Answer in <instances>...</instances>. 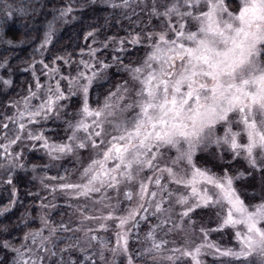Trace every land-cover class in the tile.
<instances>
[{"label": "snow or ice", "instance_id": "1", "mask_svg": "<svg viewBox=\"0 0 264 264\" xmlns=\"http://www.w3.org/2000/svg\"><path fill=\"white\" fill-rule=\"evenodd\" d=\"M108 7L134 22L124 38L100 42L112 47V63L97 60L91 46L87 60L83 49L79 61L45 57L42 83L33 60L35 85L0 102V183L11 189L0 216L16 206L26 147L44 153L48 171L64 161L79 173L78 182L68 181L67 169L46 178L58 184L41 180L76 201L77 227L41 215L40 226L15 241L4 225L0 264H208V256L211 264H264V0H109ZM3 8L5 18L29 14ZM74 11L75 0L54 9L34 51H51L57 24L75 19ZM96 35L84 39L95 44ZM129 46L142 55L125 63ZM112 67L125 78L93 101ZM0 69L10 70L7 58ZM12 85L0 76V96ZM48 122L63 135L45 132ZM202 153L222 161L228 154L241 167L214 173L200 166ZM257 177L260 195L249 196L245 187L255 188ZM20 223L22 230L35 221Z\"/></svg>", "mask_w": 264, "mask_h": 264}, {"label": "trees", "instance_id": "2", "mask_svg": "<svg viewBox=\"0 0 264 264\" xmlns=\"http://www.w3.org/2000/svg\"><path fill=\"white\" fill-rule=\"evenodd\" d=\"M40 1V3L34 4V7L41 5V9L37 13L32 14L31 12L30 15L14 17L8 20L4 26L2 37L5 41L11 40L14 47L2 43L0 46V60L8 59L10 70L3 71V74L4 77L8 75V78L13 81V85L7 90V96H0V102L6 103L9 99L15 100L25 92L30 80L29 74L25 70L36 54L34 49H36L37 42L40 39L43 25L51 17L54 9H59L69 3V0ZM22 2H25V0ZM75 7L76 11L73 13L75 19L59 26L54 38V44L49 45L51 51L46 52V60L50 61L53 55L67 56L71 54L76 56L77 52L84 47L86 32L99 29L106 22L105 10L94 6L92 0H75ZM120 78L122 76L116 74L110 80L96 84L91 96L95 99L99 96L102 100L103 94L112 88L114 82ZM44 130L45 132L62 131L52 122H48ZM27 157L30 158L29 162L32 164L41 165L44 163V157L34 151L29 152ZM17 172L15 187L18 190V200L16 206L12 208L10 213L0 216V227L7 225L11 230L10 238L15 241H18L29 228L36 225V223H31L28 227L19 230L21 229V217L25 221H33L29 220V218L31 216L36 218L38 211L37 206H35L37 199L36 196H33L35 189L31 173L29 171L23 172L21 169L17 170ZM10 192L6 186L0 187V207L8 204ZM29 193L33 195H29ZM51 220L53 221V218ZM0 259H4L3 251H0Z\"/></svg>", "mask_w": 264, "mask_h": 264}, {"label": "rangeland", "instance_id": "3", "mask_svg": "<svg viewBox=\"0 0 264 264\" xmlns=\"http://www.w3.org/2000/svg\"><path fill=\"white\" fill-rule=\"evenodd\" d=\"M22 1L21 0L20 1H18V0H0V46L2 45V43H5V40L3 39L2 34L4 31V26H5L6 22L8 20L14 18V17L24 16V15H20L18 13H14L13 15L5 18V11L3 8L5 2L11 4L13 7V10L15 8H19V7L23 6L25 9L28 10V12H29L28 15H30L31 12H32V14L37 13L38 10L41 9V5L36 6L37 8L39 7L38 9L36 7H34V4H38L41 2L40 0H25V2H22ZM92 2H93L94 6L101 7L105 10V13H106L105 14V16H106L105 21L106 22L103 24V26L101 28L96 29L97 35H96L95 39H96L97 43L94 44L92 39L85 40L84 47H83V52H84L83 58L85 60H87L89 58L88 57V51H89V46H91V47H94L97 49V52H98L97 60H103L105 63H112V56L114 55L112 47L105 49L101 46L100 42L105 41L107 38H124L126 36V33L131 30L132 26H134V22L128 20L120 9L114 10L111 7H108L109 0H92ZM28 7H30V8H28ZM33 8H35L34 12L32 11ZM52 17H53V13H52L51 17L45 21L43 28H42V33H41L39 41L37 42L36 48L38 47L40 40L43 38L45 26H46L47 22L50 21L52 19ZM72 20H73V18H72V16H70L68 18L67 22H64V21L59 22L57 24V30H58L60 25H64L66 23H69ZM136 23H138V21H136ZM6 45H8V44L6 43ZM127 52L130 55L124 56L125 63H127V61L129 59H135L138 55H142V53H138L131 46H129L127 48ZM121 55H124V54L121 53ZM45 57H46V53L41 55L39 52H36L34 59H33L36 61V63L34 64V69H35L36 75L40 77L42 83L45 82L46 78L41 75L42 65L39 63V61L41 59H45ZM72 58L74 61H79V59H81V50L77 52L76 56H72ZM33 60L26 67L25 71L29 74L30 80H29V83L25 89V92L21 96L27 94V89L29 88L30 85H32V86L35 85V79L33 77V67H30V65H33ZM0 62H3V61L0 60ZM45 62L48 63L49 60L45 59ZM3 71H5V70L0 69V76H4ZM8 73H9V75H11L10 72H8ZM116 74L121 75L122 78L115 81L114 84L122 82V80L125 78V74L117 72V69L115 67H112V68H109L103 72L102 77L97 81L96 84L104 83V82L110 80V78ZM5 78L7 79L8 75L5 76ZM21 96L17 97L16 99L20 98ZM92 100L94 101L95 98L92 97ZM102 100H103V98H102ZM93 106H95V105H93ZM57 123H60V122L57 121ZM61 135H63L62 131H61ZM31 151H34L36 153L41 154L44 157V163L41 165H36V164L30 163L29 162L30 158L27 157V154ZM23 163L25 164V168L21 169V170L23 172L29 171L31 173V177L34 179L33 181H34L35 191H34L33 196H36L35 195L36 193L40 194L39 196H36L37 202L35 203V206H37V210H38L37 216H36V218H33L32 216L29 218V220L35 221L36 225L32 228H29L27 231H29L30 229L34 230L40 226L39 225V217L41 215H47V216L53 218V221L57 224L59 222L63 221L65 223L69 224V226L76 228L77 222L79 220L78 215L74 213V209L76 207V201L73 199H69L68 195L65 193L52 194V193H50V191L45 190L43 188V185L41 184L42 179H45L46 182L49 184V186L58 184L59 181L46 179V178L57 176L58 173L60 176H65L66 175L65 169L68 170V174H67L68 181L69 182H78L79 173L75 171L73 163H70V162L65 163L64 161H60V162L56 163L55 167L51 171H48V170L43 168V165L48 163L47 158L44 156V153L40 150H33L30 146H28L24 149V161H23ZM241 163H242V161L237 162L236 160L232 159L228 154L225 155V160L222 161L220 159H217L216 156H213L209 153H202L201 158L199 160L200 166L207 167L212 172L217 173V174H220V172L222 171L224 166L227 164H231L233 169H236V168L241 167ZM34 165H36L40 170L34 171L33 170ZM61 165H63V166H61ZM18 170H20V169H18ZM3 186L5 187V185L3 183H0V187H3ZM9 190L11 191L10 188H9ZM245 192L249 196H251V195L259 196L260 195L259 177H257L255 188H253L251 185H248L245 187ZM42 203L54 205V207L50 206L47 209V211L45 212L44 209L41 208ZM69 205H71V207H69ZM97 214H99V213H97ZM27 217H28V215H27ZM207 219H208L207 216H205V222H207ZM88 226L93 227V228L98 227L95 223H90ZM45 235H47V232L45 233ZM78 235H80L84 241H87V237L84 236V234L78 233ZM100 235H101L102 239H107V236L103 232H101ZM142 238H143V233H141V239ZM212 239L221 240V237L214 234L212 236ZM227 241H228V236L225 235L223 237V242H227ZM233 243H234V241H233ZM132 244L134 245V250H138L141 248L140 243L137 242L135 237L132 240ZM61 246H63V245H61ZM150 259L151 258H147L149 264H150ZM205 259L208 261V264H211V260H212L211 256H208ZM137 264H145V260L144 259H137Z\"/></svg>", "mask_w": 264, "mask_h": 264}]
</instances>
